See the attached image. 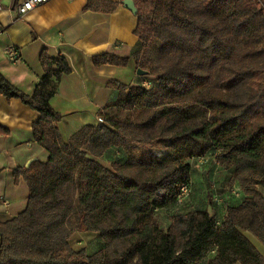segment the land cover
Returning a JSON list of instances; mask_svg holds the SVG:
<instances>
[{
    "label": "trees",
    "instance_id": "1",
    "mask_svg": "<svg viewBox=\"0 0 264 264\" xmlns=\"http://www.w3.org/2000/svg\"><path fill=\"white\" fill-rule=\"evenodd\" d=\"M134 2L142 48L133 58L152 86L111 82L119 95L99 111L98 124L68 139L58 128L62 115L51 99L72 69L64 55L41 50L43 74L32 95L0 73V94L41 114L31 133L49 153L15 172L28 195L17 216L0 221V264H264L246 234L264 245V0ZM115 5L88 0L86 8ZM92 60L123 66L128 57L104 52ZM166 138L183 143L163 167L130 155L134 141ZM111 151L118 158L103 164ZM208 154L238 179L241 200L227 204L221 220L195 209L162 228L155 211L183 202L180 187L192 189L189 160ZM76 232L129 245L118 254L88 253L72 246Z\"/></svg>",
    "mask_w": 264,
    "mask_h": 264
},
{
    "label": "crops",
    "instance_id": "2",
    "mask_svg": "<svg viewBox=\"0 0 264 264\" xmlns=\"http://www.w3.org/2000/svg\"><path fill=\"white\" fill-rule=\"evenodd\" d=\"M111 11L87 9L88 0H49L11 22L6 6L0 11V73L17 89L32 95L43 74L39 55L47 48L52 55L62 54L72 69L61 76L57 92L51 99L55 111L62 115L58 128L66 139L87 124L100 121L99 111L113 103L119 91L111 82L140 84L148 76H140L133 53L142 48L134 33L137 17L122 4ZM16 45L20 59L8 60L5 47ZM104 52L128 57L125 65H96L92 56ZM41 114L18 98L0 94V126L8 132L0 134V221L17 216L26 206L28 187L15 172L29 160L45 161L48 151L32 136L31 125ZM264 192V190L261 188ZM264 256V245L249 236Z\"/></svg>",
    "mask_w": 264,
    "mask_h": 264
},
{
    "label": "rangeland",
    "instance_id": "3",
    "mask_svg": "<svg viewBox=\"0 0 264 264\" xmlns=\"http://www.w3.org/2000/svg\"><path fill=\"white\" fill-rule=\"evenodd\" d=\"M7 1V0H5ZM135 130V129H134ZM183 143V138H166L153 141H134L131 146V156L145 162H151L159 167L166 164V157L171 155L174 149ZM121 156V155H120ZM113 151L107 156H102L99 160L110 165L111 160L117 159ZM121 158H126L125 154ZM191 162L192 189L189 195L181 204H171L166 208L155 211V218L159 225L167 229L172 224V217L193 211L195 209H207L219 220L225 211L227 204L239 203L242 192L238 179L226 164L215 158V154H208L203 159L194 158ZM264 190V186H261ZM232 190L237 192V196ZM66 191L75 196L76 192L71 185L66 187ZM212 194L217 195L219 201H214ZM250 236V233H246ZM71 244L75 248H84L88 253L100 248H107L112 253L118 254L129 245L128 240H104L98 234L88 232H76L71 238Z\"/></svg>",
    "mask_w": 264,
    "mask_h": 264
},
{
    "label": "built area",
    "instance_id": "4",
    "mask_svg": "<svg viewBox=\"0 0 264 264\" xmlns=\"http://www.w3.org/2000/svg\"><path fill=\"white\" fill-rule=\"evenodd\" d=\"M49 0H0V11L6 6L7 11L10 13L11 22H14L20 18H22L27 12L34 9L35 7L42 5ZM260 1V0H255ZM2 32V26L0 25V34ZM5 53L9 61L15 62L20 59V51L16 45L10 44L5 47ZM141 86L149 89L152 86V81L150 79L144 78L141 81ZM203 159L204 157H199ZM191 185H183L180 187V192L178 194L177 202L181 203L190 193ZM233 194L238 195L235 190H232ZM215 201H219L217 195L213 196ZM0 204L7 208L9 206V202L7 199L1 198Z\"/></svg>",
    "mask_w": 264,
    "mask_h": 264
},
{
    "label": "water",
    "instance_id": "5",
    "mask_svg": "<svg viewBox=\"0 0 264 264\" xmlns=\"http://www.w3.org/2000/svg\"><path fill=\"white\" fill-rule=\"evenodd\" d=\"M122 4H123L126 8H128V9H129L134 15L137 14L138 9H137V7H136V5H135L134 0H122ZM136 72H137V74L140 75V76H145V75H147V71H145V70H143V69H141V68H137ZM34 160H36V158H33V159L29 160V161L27 162V164H26V167H28L29 164H30L31 162H33Z\"/></svg>",
    "mask_w": 264,
    "mask_h": 264
}]
</instances>
